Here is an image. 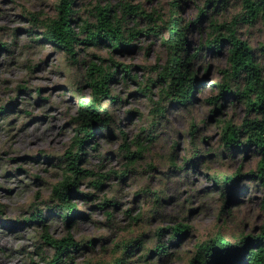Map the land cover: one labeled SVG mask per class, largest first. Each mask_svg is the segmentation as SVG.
I'll list each match as a JSON object with an SVG mask.
<instances>
[{"label":"rangeland","instance_id":"rangeland-1","mask_svg":"<svg viewBox=\"0 0 264 264\" xmlns=\"http://www.w3.org/2000/svg\"><path fill=\"white\" fill-rule=\"evenodd\" d=\"M208 1L76 0L79 18L73 22L77 31L82 20L97 22L100 7L108 9L111 19L124 17L126 27L143 32L123 52L113 51L104 42L77 45L78 62H73L64 49L36 40L46 30L44 23L58 17L60 0H0V41L14 42L8 49L0 47V107L7 106L0 116V264H47L46 258L54 257L56 249L43 238L44 225L27 220L38 208L44 211L54 239L72 235L80 244L92 241L65 264H159L156 255L148 258L157 230L175 223L188 224L191 230L182 242L171 246L175 254L164 264H191L198 244L217 235L234 243L242 235L260 231L262 187L251 179L241 180L222 212V191L209 179L212 174H232L239 167L250 171L257 157L251 152L225 153L220 159L213 155L223 149L224 123L240 124L245 109L241 103L226 102L220 112L213 111L212 98L220 94L219 84L230 69L229 44L220 54H213L207 42L217 35L211 26L216 20L227 26L221 33L228 34L227 28L234 27L262 62L264 27L260 21L240 20L241 0H228L226 5L214 0L207 6ZM217 1L222 8L215 10ZM202 8L206 17L199 20ZM186 25L190 53L200 51L193 61L199 84L188 107L160 99L157 81L169 57L165 40L170 28ZM91 63L118 71L108 88L120 101L102 98L116 121L111 124L115 134L98 131L96 147L88 146L81 167L92 173L79 182V192L72 194L77 211L75 221L67 225L50 210L60 203L52 193L65 176L66 163L60 160L76 134L73 118L79 102L93 98ZM124 65L130 66L132 76L124 74ZM157 102L165 107L163 116L155 108ZM194 124L198 127L195 136L191 133ZM125 141L133 152L143 145L141 156L128 158ZM195 146L209 155L193 169L185 160L191 158ZM121 171L126 175L120 178ZM155 188L166 196L160 208L150 192ZM103 202L108 205L98 208ZM169 236L165 234L164 241Z\"/></svg>","mask_w":264,"mask_h":264},{"label":"trees","instance_id":"trees-1","mask_svg":"<svg viewBox=\"0 0 264 264\" xmlns=\"http://www.w3.org/2000/svg\"><path fill=\"white\" fill-rule=\"evenodd\" d=\"M209 0L207 6L210 2ZM228 0H223L226 5ZM244 13L240 15V20L244 19L248 23L260 21L264 27V0H241ZM76 0H60L58 5V17L50 19L44 23L46 30L42 33L37 41L48 40L60 49H64L73 62H78L76 57L77 45H94L106 43L113 51H127L134 46V40L138 39L141 30L135 27L128 28L125 24V18L114 16L110 18L107 8L98 7L97 22L90 24L87 20H82L79 24L78 31L75 29L78 22V11L75 9ZM220 1L214 5V9L218 10ZM76 16V17H75ZM205 10L201 9L199 20L205 18ZM198 20V21H199ZM74 21V22H73ZM196 21V22H198ZM171 27L170 37L165 40L169 48V57L162 70L158 73L157 81L161 83L160 99H166L169 104L178 106H187L194 100L195 90L198 88L199 80L196 76L193 61L199 56L200 51L190 53L189 41L187 39V28ZM213 31L217 33L211 40L207 42L208 51L213 54H220L223 46L229 44V62L230 69L225 71V82L219 84L220 94L212 98L214 112H220L225 103L238 102L244 106L245 116L240 124H233L226 121L223 125L221 135V151H214L213 155L216 159H220L223 154L249 153L257 157L256 167L250 171L242 172L239 167L232 174H212L210 180L214 182V186L222 191L223 209L222 212L230 205V196L232 191L243 179H251L257 182L264 191V60L257 61L254 49L247 41L237 36L234 27L227 28L228 34L221 33V28L226 24H218L216 20L211 22ZM227 27V26H226ZM29 33L33 29H28ZM84 35V37L79 38ZM13 43L0 41L1 49H8ZM260 50L264 55V43L261 44ZM113 64L116 63L113 59ZM91 75L90 85L93 90V98L91 100H81L78 105L76 116L73 120L76 124V134L73 137V143L66 154L61 158L60 164L66 163L64 169V179L54 185L52 196L60 201L50 210L59 214L67 225L75 221L76 204L72 202V194L79 192V182L92 173L86 168L81 167V162L85 160L88 154V146L94 148L97 145L96 134L98 131L114 135L116 121L108 108L103 106V96H108L111 103L120 101L119 97L114 99L108 88L109 82L115 77L117 70H104L101 66L91 63L88 68ZM123 72L126 76H132L130 66L124 65ZM40 92V91H39ZM224 97L225 101L220 102V98ZM118 101V102H119ZM156 110L160 116L165 111L164 105L157 102ZM7 109V106L0 107V116ZM117 128L120 129L119 124ZM192 134L195 136L198 127L192 126ZM125 137V133H123ZM152 136V135H150ZM127 157L133 159L140 157L144 151V146L139 145L137 151L130 149V144L126 143ZM200 146V145H199ZM209 153L206 150H200L198 146L194 147V152L190 159L185 160V164H192V168L196 169L200 162L206 158ZM246 157V156H245ZM45 158H48L46 155ZM184 166H178L182 170ZM119 177H124L126 171L118 173ZM101 183V182H100ZM99 183V184H100ZM152 192L157 207L162 206L165 195L159 188H155ZM107 202L100 203L98 208L103 209ZM261 208L264 213V195L261 202ZM0 207V213L2 212ZM1 215V214H0ZM72 215V216H70ZM28 222L43 224V238L46 244H51L56 253L53 258H46L47 264H65L66 261L73 260L74 255L79 249H86L90 244H80L72 235H68L62 239H54L46 223V215L44 211L38 208L36 212L27 218ZM191 227L184 223H175L168 227L157 230V242L151 250L148 258L152 255L158 257L157 263L164 264L168 259L174 256L171 250L172 245L182 242L190 233ZM169 234L167 241H164V235ZM132 253V252H130ZM264 264V222L259 232H251L242 235L236 242H231L223 235H217L205 242L198 244L196 255L191 264ZM119 264H123L120 262Z\"/></svg>","mask_w":264,"mask_h":264}]
</instances>
